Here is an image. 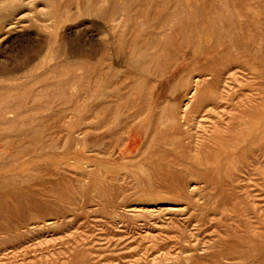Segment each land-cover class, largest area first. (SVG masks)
<instances>
[{
	"label": "bare ground",
	"instance_id": "1",
	"mask_svg": "<svg viewBox=\"0 0 264 264\" xmlns=\"http://www.w3.org/2000/svg\"><path fill=\"white\" fill-rule=\"evenodd\" d=\"M17 1L0 0V8L8 2L15 4ZM49 1L62 11L59 15L56 13V20L68 18L70 21L62 33L63 38L68 40L69 48L63 50L69 57L61 58L63 60L54 65L45 62L42 53L46 48L53 47L55 42L51 44L55 35L50 25L42 22L32 42L33 49L26 57L27 64L31 61L36 63L22 74L8 78L12 85L0 88V132L8 131V134L12 131L28 139V142L23 138L24 141H20L24 142L22 145L25 150L35 153L37 162L31 174L26 175L30 176L29 179L49 184L47 190L41 186L46 190V195L57 192L61 194L60 199H68L69 191L66 188L57 190L51 187L53 184L64 187L67 175H71L67 179L71 188L74 182L78 184L83 181L103 187L105 181L101 174L110 158L115 161L139 154H143L140 158L150 167L145 178L152 185L151 189L156 186L167 187L171 193H190L201 181L221 180L222 175L216 172L220 168L218 161L228 162L224 154L231 147L232 132L239 133L233 143L238 149L248 143L247 138L253 140V144L264 142V110L262 106L247 104L243 95V80H240L239 88L235 89L237 78L230 72L234 68L247 70L253 78L260 79V86L264 84V0H202L206 10L199 7V0ZM125 43L130 48L124 54L121 51ZM14 70L0 65V74ZM34 70L41 71L35 73ZM30 75L32 80L24 85L19 84ZM50 82L57 89L53 94L47 91L32 94L28 90L36 84ZM29 91L33 102L31 104L28 100L25 104ZM53 97L62 103L64 99L68 105L63 107L60 104L58 108L54 106L57 109H53L51 104L56 103ZM250 98L256 102L259 97ZM10 113L15 114L14 119L8 117ZM46 117L49 123L45 122ZM36 118L40 120L35 121ZM33 120L39 123L31 124ZM7 134L4 135L8 139L10 135ZM91 136L94 137L93 148H90L92 152L82 145V141ZM138 137L141 143L134 151L129 145ZM31 143L35 144L34 149ZM5 144L8 146L10 142ZM216 146L221 150L217 151ZM6 148L5 145L0 148V199H4L5 203L10 200L8 195L30 193L28 189H20V192L17 188H11L22 182L26 175L22 177V174L11 173V170L5 171L11 165L10 160L15 157L12 154L8 158L3 157ZM261 153L262 158L257 157L252 163L255 170L257 162L264 165V151ZM62 155L67 156L71 168L64 169L61 166ZM249 164L245 162L241 168L235 169L237 173L234 172L232 179L235 186V182L242 183L244 178H249L247 174L250 175L253 169H250L252 166ZM117 179L121 177L112 173L108 181ZM36 184L41 185L33 182L36 189ZM6 196L9 200L2 198ZM2 205L3 202L0 204V253L4 255L2 253L17 247L21 243L19 240H25L36 223L6 224L8 216L6 218V208ZM151 207H157L160 211L173 209L170 205L163 207L160 202L143 204L139 209H155ZM35 238L30 237L31 240ZM257 241L256 244H246L248 242L245 241L246 245L236 244L216 252L214 254L218 262L210 264H264V248H259ZM25 254H21V260L28 259L27 263L30 264L57 261L61 257L58 255V259L52 257L40 260L37 253L34 255L38 259ZM194 254L192 250L187 253V258H194ZM63 259L67 260L65 257Z\"/></svg>",
	"mask_w": 264,
	"mask_h": 264
},
{
	"label": "rangeland",
	"instance_id": "2",
	"mask_svg": "<svg viewBox=\"0 0 264 264\" xmlns=\"http://www.w3.org/2000/svg\"><path fill=\"white\" fill-rule=\"evenodd\" d=\"M225 1L226 0H220L219 2ZM10 3L11 2H8L5 6L0 8V65L7 66V68L11 70H16L13 71L14 73L0 74V88L12 85L8 78L22 74L25 70H28V68L36 63V61H31L27 64L28 59L26 57L30 55L33 49L32 44L34 43L32 42L34 37L37 34L38 28L41 27L43 23L49 24L50 29L55 35V39L53 38L54 41H52L51 44L53 45L55 42L53 47L50 46V48H46L42 53L43 58L45 57V62L54 65L55 62L57 63L59 60L62 61L63 59L61 58L67 59V56L69 57V55H67V53L65 54V51L63 50L64 48L68 49L69 45L67 43L68 40L65 39V37L63 38L62 33L65 32L70 21L68 18L64 21L56 20V13L59 15V13L62 12L58 6L52 5L49 0H19L15 2V4L12 3L13 5ZM7 5L9 6L7 7ZM199 7H201L202 10H206L202 0H199ZM49 11L51 13H48ZM48 16L50 17L49 19L47 18ZM36 20L40 21L37 22ZM38 23L39 25H37ZM9 24L11 25L8 26ZM7 27H9V29ZM10 27L13 28L11 29ZM72 37L75 36L72 35ZM123 46L125 47L121 52L124 54L129 52V44L125 43ZM56 48L59 50H56ZM50 49L51 51H49ZM61 52L62 56L59 57ZM56 58L60 59L56 60ZM18 69L20 70L17 71ZM38 71L41 70H34L35 73ZM230 72L235 75V78H237L235 81V89L239 88L238 85L241 84L240 80H243L242 82L244 83L245 90L243 91V95L246 97L247 104L249 106H262L264 110V84L260 86V79L253 78V75L250 72L240 68H234ZM31 75L30 77H27L28 79L26 78L24 81H20L19 84L24 85L32 80L33 75ZM28 90H30L32 94L42 93L43 91L53 94L57 89L50 82L45 85L36 84L33 88ZM30 91L28 92L29 97L26 96L27 99L25 97V101H27L24 102L25 104L28 103V100L31 104L33 102L32 97H30ZM256 92L257 94H255ZM250 96L259 98L254 102ZM53 98L56 101V103L51 104L53 105V109H57L60 104H63V107L68 105L67 101H64V99H62V103L60 99ZM54 99H52L53 102H55ZM13 116H15L14 113H10V115L8 114L10 119L11 117L14 119ZM38 117L41 118V116ZM40 118H36L35 121L37 119L40 120ZM45 119L46 123L50 122L47 117ZM33 123L38 124L39 121L34 122L33 120L31 124ZM7 132L8 131L0 132V135L2 136H0V148L1 146L4 147V145L7 147L4 150L5 154L3 153V157L7 156L5 158H8L12 154L13 156L15 155L16 158L13 157V159L10 160L11 165H9V168H6L5 171H7V169L9 171L11 170V173L22 174V177H25L23 175H26L27 173L30 175L37 161L36 158H34L35 153L32 150H25L24 145H22V143H24L23 141L25 140L28 142V139L23 135H20L22 136L20 137L15 132L10 131V134H7ZM4 134H7L8 136L12 135L13 137L9 136L7 139ZM15 134L17 135L15 136ZM232 134L231 147L224 154L228 161H226L227 164L225 163V160L221 162L218 161L220 168H218L216 172L222 175L221 180L219 178L209 181H201L196 184L195 190L190 193H185L186 195L181 192L171 193L169 188H159L156 185L154 189H151L152 185L145 178L146 172L147 170H150V167L146 165L144 160H142L143 154L125 159L119 158L120 160L115 159V161L113 158H110L106 164V169H103L101 174L102 179L105 181L103 187L92 186L93 184L89 181H83L81 183L79 182V185L77 182H74L73 188H71V184L67 180L68 178H71V175H67V178H65L66 182L64 183V187L55 184L51 185L52 188H56L57 190L66 188V191H69V198L66 200L60 199L61 194L57 192L49 196L46 195V188L50 187V185L43 184L42 181L38 179L37 181L36 179H29L30 176L26 175V178L21 180L22 182H18L13 187L11 186V188H17L18 191H20V189L22 191L28 189L30 193H20L21 196L19 194V196L15 195L16 197L14 195L9 197L8 195L10 200L7 196L2 197L9 200L6 202L7 205L4 202V199H0V201L4 204L2 206L6 208L4 211L6 218L8 216L5 221L6 224L12 225L11 222H13V225H22L25 223L28 225L30 222H35L36 226L29 230L31 233L28 231L29 233L27 234L29 235L25 236L27 240H19L21 242H18L19 245L16 243L18 248L14 247V249H9L7 252L2 253L4 255H1L0 253V264H30L29 262L27 263L28 259L26 261L21 260V254L24 255L25 253L26 256L30 255L29 257L31 258L37 257L36 259H38L40 257V260L42 258H45L44 260H46V258L49 260L52 259V257L58 259L57 256H61L59 257V260H57L58 262L56 260H46L48 263L44 261V263L42 262L43 264H56V262L57 264H210V262H218L214 253L222 252L225 248L236 244H256V241L258 240L257 246H259V248H264V238H262L264 237V165L261 166L257 162L255 164L257 169L255 170L252 164L257 157L259 158L262 156L263 153L261 152L264 151V142L253 144V140L247 138L249 144L246 142L242 148L239 147L238 149L233 143L236 141L239 133L234 131ZM15 137L16 139H14ZM4 139H7L8 142H10L8 146L5 144V142L8 143L7 140L5 141ZM82 142L84 148L86 150L89 148L90 152H92L90 148H93L92 144L94 142V137L91 136L84 139ZM140 143L141 138L138 137L129 145V148H132L135 151ZM30 146L33 149L35 148L34 143H31ZM218 146H216L217 151H219L218 149L221 150V148H219L220 146ZM31 151L32 153L30 154ZM140 156L142 157L140 158ZM31 157H33V159H31ZM15 159L16 161L13 162ZM110 160L112 161L110 162ZM60 161L63 163L61 166H63L64 169L71 168L68 164L69 160L67 159V156H60ZM245 162L247 164L249 162V165L252 166L250 169H253L250 171V175L247 174L249 178H244L245 183L244 180L242 183L235 182L237 188L232 183V179L237 173L235 169L237 167L241 168L245 165ZM221 165H223V167H221ZM222 169L225 170L223 171ZM108 172L111 177L112 173H114L117 176H120L121 179H117L114 182L108 181L110 178ZM73 177L76 179V176L73 175ZM33 182L41 184H36L37 189L42 186L46 190L41 187L43 189L40 188L42 193H40L39 189L36 191V187L32 185ZM32 188H34L33 191ZM162 189L164 191H162ZM26 196L28 197L26 198ZM43 197L46 198L44 199ZM57 199L60 203L57 202ZM159 202L163 207L165 205H170L173 209L165 211H160L156 209L157 207H151L155 208L152 211H143V209H139L143 204L153 205ZM204 210L206 212H204ZM245 216L249 217L244 218ZM16 217L20 218L17 219ZM242 219H246L247 221H245L248 223L251 222L250 224H246ZM22 220L24 222H22ZM45 222H50V224ZM245 224L248 226L246 227ZM250 235L253 236L251 237ZM33 236L36 237L35 240L30 239V237L34 239ZM238 236L241 237V239ZM255 237H257V239ZM227 241L230 242L228 243ZM33 242L35 243L33 244ZM258 242H260V245ZM192 250L195 252L194 258H187V253L192 252ZM212 250L213 252L210 253L209 251ZM36 253L37 255L39 254V257L34 255ZM204 255L205 257L207 255L209 257L207 256L204 258ZM62 256L67 260L63 259ZM60 258L63 260H60ZM37 263L40 264L41 262Z\"/></svg>",
	"mask_w": 264,
	"mask_h": 264
}]
</instances>
